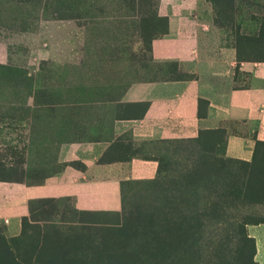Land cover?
Masks as SVG:
<instances>
[{
	"label": "rangeland",
	"instance_id": "1",
	"mask_svg": "<svg viewBox=\"0 0 264 264\" xmlns=\"http://www.w3.org/2000/svg\"><path fill=\"white\" fill-rule=\"evenodd\" d=\"M172 1L0 0V184L38 185L64 166L61 145L107 137L98 163L131 164L115 211L29 202L15 236L0 225V264H264V141L234 159L201 137L138 144L109 129L145 109L120 103L126 87L175 79L149 58ZM199 6L238 61L264 62V0Z\"/></svg>",
	"mask_w": 264,
	"mask_h": 264
},
{
	"label": "crops",
	"instance_id": "2",
	"mask_svg": "<svg viewBox=\"0 0 264 264\" xmlns=\"http://www.w3.org/2000/svg\"><path fill=\"white\" fill-rule=\"evenodd\" d=\"M202 1L162 4L159 17L166 26L161 37L149 43V58L175 65V79L126 87L120 103L143 104L145 109L139 117L114 119L109 129L113 135L128 133L138 144L201 137L207 151L246 159L253 145L264 141V62L237 61L235 49L222 45L221 31L212 25L210 15L201 12ZM167 6L175 11L165 12ZM231 127L241 134L231 133ZM107 138L61 145L57 161L64 166L38 185L1 183L0 225L6 234H17L31 201L64 199L79 212L115 211L122 170L131 164L98 163L115 137ZM132 160L139 164L138 177L153 174L155 162Z\"/></svg>",
	"mask_w": 264,
	"mask_h": 264
},
{
	"label": "trees",
	"instance_id": "3",
	"mask_svg": "<svg viewBox=\"0 0 264 264\" xmlns=\"http://www.w3.org/2000/svg\"><path fill=\"white\" fill-rule=\"evenodd\" d=\"M238 61V60H237ZM140 105H143V104H140ZM145 106V105H144ZM204 148V147H203ZM205 149V148H204ZM207 151V150H206Z\"/></svg>",
	"mask_w": 264,
	"mask_h": 264
}]
</instances>
